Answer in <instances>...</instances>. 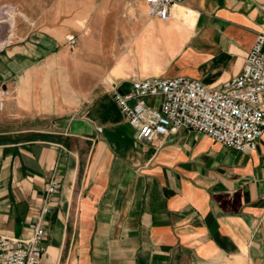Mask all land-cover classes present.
<instances>
[{
	"label": "crops",
	"instance_id": "1",
	"mask_svg": "<svg viewBox=\"0 0 264 264\" xmlns=\"http://www.w3.org/2000/svg\"><path fill=\"white\" fill-rule=\"evenodd\" d=\"M263 6L0 0V234L40 218L38 264H264V130L250 152L185 127L139 140L113 99L137 78L235 76Z\"/></svg>",
	"mask_w": 264,
	"mask_h": 264
},
{
	"label": "built area",
	"instance_id": "2",
	"mask_svg": "<svg viewBox=\"0 0 264 264\" xmlns=\"http://www.w3.org/2000/svg\"><path fill=\"white\" fill-rule=\"evenodd\" d=\"M139 1L145 3L148 16L167 19L174 5L187 0ZM9 28L0 35V44ZM67 44L74 47V35L67 36ZM9 95L10 90L0 83V112ZM113 99L139 140L151 141L185 127L237 151L250 152L264 130V31L256 34L239 73L218 86L185 75H158L134 79L125 94L113 90ZM58 186L57 178L52 177L48 196ZM48 211L46 206L41 210ZM31 227L33 233L26 238L0 234V264H38L45 230L40 218Z\"/></svg>",
	"mask_w": 264,
	"mask_h": 264
},
{
	"label": "rangeland",
	"instance_id": "3",
	"mask_svg": "<svg viewBox=\"0 0 264 264\" xmlns=\"http://www.w3.org/2000/svg\"><path fill=\"white\" fill-rule=\"evenodd\" d=\"M19 16V15H18ZM2 17V16H0ZM4 17V16H3ZM9 16H6V18H8ZM1 19V18H0ZM9 23V19L6 21H0V35L4 36L6 33L5 31L7 30V28L9 27L8 25Z\"/></svg>",
	"mask_w": 264,
	"mask_h": 264
}]
</instances>
